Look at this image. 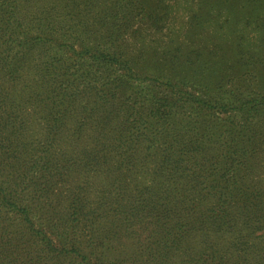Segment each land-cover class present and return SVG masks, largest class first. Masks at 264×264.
Listing matches in <instances>:
<instances>
[{
    "label": "trees",
    "instance_id": "16d2710c",
    "mask_svg": "<svg viewBox=\"0 0 264 264\" xmlns=\"http://www.w3.org/2000/svg\"><path fill=\"white\" fill-rule=\"evenodd\" d=\"M113 2L0 0V264H264V122L251 121L264 95L241 104L243 130L219 143L178 113L190 126L227 113L191 90H209L215 69L263 72L264 28L259 42L216 46L208 67L176 39L135 42ZM247 2L251 17L264 11ZM212 6L192 10L187 35ZM153 11L139 15L151 29Z\"/></svg>",
    "mask_w": 264,
    "mask_h": 264
},
{
    "label": "rangeland",
    "instance_id": "374dc122",
    "mask_svg": "<svg viewBox=\"0 0 264 264\" xmlns=\"http://www.w3.org/2000/svg\"><path fill=\"white\" fill-rule=\"evenodd\" d=\"M113 1L115 8V10H113L114 16L123 14L126 20L128 16V20L134 22V28H138L141 31L135 42L140 43L141 41H145L146 44H148L147 46H149L150 43H160L164 45L167 44L169 40L176 39L180 43H183L193 50H196L199 54L203 53L204 55L202 58L204 62L208 64V67H211L210 64L215 62L212 59V56L215 51H218L216 46H221L226 50V46H231L233 42L240 41L245 46L251 45L255 40L259 42V29L264 28V11L258 15H255L254 17H251L252 9L249 7L247 0H213L214 6L208 9L212 11L208 14L207 19L205 21L203 20L202 28H204V31L198 36H189V34H186V31L190 28L193 20V14L196 10H198V4L202 0ZM158 4H160L159 7ZM148 6L149 9L156 10L153 11L155 13H151L159 14L160 20L157 23L155 29L150 28L152 24V20L149 19L150 17L147 19L139 17L143 7ZM118 7H121L122 10H118ZM202 10H204V7ZM108 11L109 10L103 14V17ZM243 12L244 15L242 17ZM87 13H89L88 17L95 19V10H87ZM201 15L203 16L202 12ZM250 19L253 20L251 25L249 23ZM117 20L126 22V20H123L121 17H118ZM136 22L137 24H135ZM112 24L113 23L111 19H109L107 27H111ZM218 36H220V38ZM125 38H127V36ZM157 38L163 39L165 41L160 42ZM216 39H219L218 42H216ZM132 41H134V36L132 37ZM104 44H106V46H110V43L107 40L104 41ZM214 44L216 45L214 46ZM226 55L230 57L231 55L235 56L236 53L225 52L223 57H226ZM210 76L214 80L213 83L209 85V90L205 88L201 89L202 86L200 83L198 85L196 84V86L194 85L191 91L198 92L197 94L200 95L202 101L204 102L215 99L219 101V99H221L222 102L225 103L228 112L223 114L218 111L217 108H215L213 112L214 116L212 115L213 118H211L210 122L192 124L191 126L189 124L190 118L188 113L186 112L184 115L183 112L178 111V113L184 116V130L186 129L189 131V129L193 127V133L195 136H200L202 134L205 136L206 134L208 141L212 143H219L225 138L239 137L241 130H243L245 126L246 120L244 114H241L238 110L242 103L244 108H246L248 104L245 103H248L249 98H252L254 94L264 95V71L259 73L254 68L244 66L240 69V72L237 76H227L226 72H221V69H215L213 73H210ZM133 86L134 88L136 87L137 89L141 90V92L144 94L148 90L150 92L153 87H155L154 85H149V82L139 81H134ZM162 88L168 92L167 87L164 86ZM232 89L239 91L234 97L229 95ZM219 92L224 94V97H218V94H220ZM129 94H131L130 91H128L126 95L128 96ZM234 115H237V119H235V128L233 131L228 132L227 130L229 128V124L227 123H230L229 120ZM257 119L261 122H264V113H262L259 118L253 120L251 119L253 124L258 121Z\"/></svg>",
    "mask_w": 264,
    "mask_h": 264
}]
</instances>
